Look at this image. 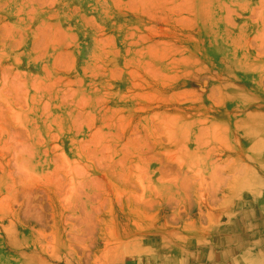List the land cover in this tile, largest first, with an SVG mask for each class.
<instances>
[{
    "label": "rangeland",
    "instance_id": "obj_1",
    "mask_svg": "<svg viewBox=\"0 0 264 264\" xmlns=\"http://www.w3.org/2000/svg\"><path fill=\"white\" fill-rule=\"evenodd\" d=\"M0 264H264V0H0Z\"/></svg>",
    "mask_w": 264,
    "mask_h": 264
}]
</instances>
